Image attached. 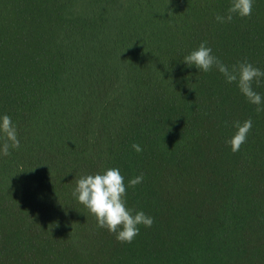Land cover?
<instances>
[{
    "label": "trees",
    "instance_id": "16d2710c",
    "mask_svg": "<svg viewBox=\"0 0 264 264\" xmlns=\"http://www.w3.org/2000/svg\"><path fill=\"white\" fill-rule=\"evenodd\" d=\"M228 4L0 0V114L20 139L0 156V264H264V111L182 62L206 41L229 67L264 70V0L217 23ZM249 118L233 153L232 124ZM110 167L154 218L131 243L72 196Z\"/></svg>",
    "mask_w": 264,
    "mask_h": 264
},
{
    "label": "clouds",
    "instance_id": "9594fccd",
    "mask_svg": "<svg viewBox=\"0 0 264 264\" xmlns=\"http://www.w3.org/2000/svg\"><path fill=\"white\" fill-rule=\"evenodd\" d=\"M255 0H229L223 15L217 14L215 21L220 24L230 23L233 17L245 18L251 15ZM182 62L188 67H195L198 72L208 73L213 69L218 72L226 84H235L239 93L248 103L256 106V111H264V95L253 87H260L264 82V70L254 67L247 60L229 67L213 54L207 42H201L198 47L182 57ZM253 126L251 118L234 121V132L225 141L230 150L235 153L246 142ZM20 139L17 126L8 114H0V156H8L10 149H19ZM131 148L136 153L143 149L133 143ZM144 180L143 174L130 178L127 187H135ZM72 196L83 205L95 218L98 228L106 229L114 234L116 241L131 243L139 235L140 228H150L154 218L143 210L129 208L126 203V185L124 176L117 167L104 169L102 172L80 176L76 180Z\"/></svg>",
    "mask_w": 264,
    "mask_h": 264
}]
</instances>
